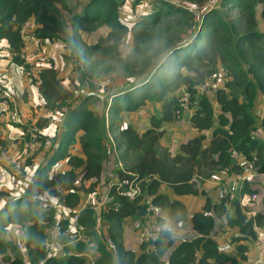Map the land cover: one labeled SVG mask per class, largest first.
Here are the masks:
<instances>
[{
  "label": "trees",
  "instance_id": "obj_1",
  "mask_svg": "<svg viewBox=\"0 0 264 264\" xmlns=\"http://www.w3.org/2000/svg\"><path fill=\"white\" fill-rule=\"evenodd\" d=\"M79 1L74 5L72 0H0V45L12 54L8 57L9 65L22 71L30 64L41 66L38 78L29 81L40 97V107L49 116L38 118L33 124L45 127L50 115L63 109L62 133L43 151L45 159L38 161L33 170L23 168L18 172V179L31 173L29 179L34 180V189H26L28 192L0 212L1 260L23 264L12 242L2 239L10 224H18L26 236L27 264H87L83 256H76L83 252L92 256L93 264L246 261L245 248H238L237 260L222 251L210 233L215 218L223 216L229 227L238 230L236 241L254 243L253 224H264V197L263 211L254 216L247 214L248 210L239 206L238 196L253 192L248 184L234 200L222 196L219 203L212 204L206 199L202 209L189 218L182 203L169 200L158 190L164 184L177 196L203 194L199 183L227 167V173L243 174L244 162L253 157L254 173L264 175V141L255 136L254 109L258 98L264 97V32L258 29V21H264V0H152L149 11L131 25L119 16L129 0ZM140 1L133 0V5ZM63 14L70 16L68 23ZM25 21L31 22L41 45L55 44L63 35L68 40L69 53L72 51L73 55L66 57L72 63L69 80H65L67 85L55 59L43 51L35 60L20 59L24 48L21 25ZM101 27L108 30L105 35L90 44L83 40V32L93 33ZM129 33L133 34L132 47L122 55L120 47ZM220 69L230 80L223 89L211 91L218 106L215 114L206 91L199 93L196 87ZM101 79L106 81L100 91L103 96L93 91L94 82ZM116 80H121V90H116ZM182 87L191 94L195 110L189 123L199 134L182 144L179 154L172 155L158 146L164 133L162 124L182 116L178 113V100L183 94H176ZM96 103L106 108L107 125L104 113L101 116L93 110ZM146 103L158 104L159 109L150 115L145 130L139 133L130 126L117 127L119 115L135 112ZM112 126L117 130H112ZM260 128L264 133V120ZM108 131H116L113 140L119 152L117 162L122 165L114 168L113 174L123 188L133 182L140 193L129 200L112 186L110 199L101 212L104 227L98 233L94 208L75 210L82 195L95 192L102 163L112 156ZM206 131H210L208 141ZM0 148L5 146L0 144ZM61 161L66 162V170L59 169L57 164ZM41 192L56 199L71 214L77 213V222L88 242L71 245L75 254L45 257L41 245L46 229L54 226L57 218L54 207L39 203L37 194ZM147 197L168 210V225L189 221L196 236L172 241L163 232L155 243V251L142 246L137 253L126 250L122 225L128 217L144 222ZM231 211L233 217L229 215ZM161 222L164 223L163 219Z\"/></svg>",
  "mask_w": 264,
  "mask_h": 264
},
{
  "label": "crops",
  "instance_id": "obj_2",
  "mask_svg": "<svg viewBox=\"0 0 264 264\" xmlns=\"http://www.w3.org/2000/svg\"><path fill=\"white\" fill-rule=\"evenodd\" d=\"M133 0H129L127 2H125V4L122 7V10L119 13L120 18L127 23L128 25H131L133 22H135L138 17L140 15H142L143 13L146 14L149 9H150V5L152 0H141L139 5H133ZM138 7V9H136ZM133 8V9H132ZM129 9L135 11L134 14H136V18L135 16H128L126 15L127 18H132L134 19L132 21V19H130V22L125 21L121 16L122 13H127L129 11ZM137 10V11H136ZM139 10V11H138ZM258 29L262 32H264V21L259 20L258 21ZM107 29L105 27H102V32H98V30L95 31L96 37L95 39L92 41L94 42L100 35H105L107 33ZM126 39V40H125ZM128 39V40H127ZM132 39H133V34L129 33L123 41V44L120 47V52L122 55H125L132 47ZM92 42H86L87 44H90ZM3 44V43H2ZM33 42L31 41H27L26 42V47H24V49L26 51H31L32 47H33ZM127 46L123 51L122 48L123 46ZM3 48H6L3 45H0ZM7 52H9V50L7 49ZM8 57H10V55H8L6 52H4L1 56H0V73H6L8 77H10L11 79H13L17 85V87L21 88L23 92H26L25 96H24V100L20 102L21 108H27V110H31V118H41V117H47L48 112L46 109H44L43 107H40V97L34 87V85L31 86V84L28 82L29 80L26 79V81L23 83L22 86V80H25V78L19 77L18 74L16 73V69H20L16 66L13 65L14 69H12V66L10 64V59H8ZM8 64L9 67V71L7 70V68H5L4 66ZM33 64H30L28 67H31ZM4 67V68H3ZM41 67V66H40ZM28 80V81H27ZM116 85V90H121V88H123L122 82L121 80H116L115 83ZM34 90V92H33ZM197 92L201 93L203 91L197 89ZM187 88L186 87H182L177 91V95L180 96L184 93H186ZM208 98V100L210 101L212 107H213V111L215 114H217L218 112V106L215 100V95L213 92L211 91H206L204 92ZM37 96V98H36ZM33 99L34 101V105L36 106L35 108L32 107L31 104H29V99ZM101 104L100 103H96L95 104V109L98 113V110L100 108ZM159 109V105L158 104H153V103H146L145 106L141 107L140 109H138L135 112H131V113H123L121 115L118 116L119 119V125L116 126H122V127H126V126H130L132 127L134 130H136L137 132H142L143 130H145L148 125H149V118L150 115L152 113H154L155 110ZM255 113H256V120L257 123L255 124L256 126V131H255V136L264 141V133L262 131V129L260 128V124L262 123V121L264 120V97L260 96L258 98V100L256 101L255 104ZM25 110V109H24ZM21 111L22 116H26V113ZM94 110V109H93ZM195 110V106L187 111H184L182 113V116L180 119L173 121V122H169V123H163L162 124V129L164 131L160 141H159V146L158 148L160 150L166 149L168 150V152H170L172 155H176L180 153V147L182 144H184L185 142H187L189 139L196 137L199 133L196 131V129H194L190 123V117L191 114H193ZM35 116H34V115ZM41 114V115H39ZM16 121L19 123L20 119H18L16 117ZM28 119V118H26ZM24 119L23 123H19L18 126H10L9 125V116H5V115H0V141L2 145L5 146V148H3L4 150H8L12 156V158H14L19 152H20V141H22V136H20L22 133L25 132L24 126L27 122V120ZM36 119V120H37ZM31 120V119H30ZM29 120V121H30ZM29 121L27 123H29ZM32 121V120H31ZM30 121V122H31ZM26 123V124H27ZM32 123V122H31ZM5 125L8 130L10 131L9 136L8 137H4V130L2 128V126ZM34 125V124H33ZM113 127L112 130H117V128ZM62 128H61V132L62 133ZM59 132V131H58ZM58 134V133H57ZM116 131H111V133L108 131V135L111 136L112 140L113 137L115 136ZM209 136H210V131H206L205 132V139L206 141L209 140ZM114 142V140H113ZM19 146V147H18ZM2 148V147H1ZM0 148V149H1ZM2 150V149H1ZM46 150V149H45ZM43 150V151H45ZM41 151L40 153H38L36 155V158H39V162H41L42 160L45 159L44 157V152ZM5 159H11V157L9 156V158H1V162H3V164L0 165H4V163L6 162ZM118 158L116 159L113 156H108L104 159L103 163H102V172L98 181V184L95 188V192L87 194V195H82L80 202L77 206V209L75 210L79 212V210H81L82 208H84V206L88 204H91L90 199L92 197V195L94 194V197L99 200V199H103V197L108 194V192L110 191V186L114 185L117 182V177L113 174V170L114 168H116L117 166H119L118 164L121 165V162H117ZM122 166V165H121ZM68 168V166L66 165L65 161H61L59 162V169L61 171L66 170ZM9 171V170H8ZM12 172V171H11ZM10 173V175H14L15 178L12 177V183L8 178V175L4 174L3 171V178L1 179L2 184H0V212H3L4 209L6 208V206H8L10 203L13 204V200L19 198L20 196H23L25 194V192H28V187H27V182L29 181V179L27 180H21V177H19V179H17V174H14L13 172ZM6 180L7 182H3ZM237 178V175L234 173H226L223 174L221 171L216 172L210 179L203 181L202 183H199L197 186L199 188V190L203 191V194L199 193L197 195H183V196H177L169 187H167L166 185L162 184L158 190V193L165 195L169 200H176L179 201L180 203H182V205L184 206V208L186 209V213H187V217L189 218L193 213L198 212L202 209L206 199H208L210 201V203L212 204H217L220 201V198L223 196L222 193V186L226 183V184H230L232 182H234ZM39 179V177H38ZM37 179V181H38ZM34 180H32L31 182H33ZM249 189H251L253 192L257 193V202H256V207H255V211H263V197H264V175H256L254 177V179L248 183ZM14 189V190H13ZM27 189V190H26ZM51 204H49V206H52L55 208L56 210V218H57V222L60 221L62 215H65L66 213H68V209L64 206H61L59 204V202L56 199H53L51 202ZM167 213L168 210L165 208H162L159 217H158V221H161V219H163V222L165 224H167L166 222V217H167ZM231 217L234 216L233 211L230 212L229 214ZM145 222V220H144ZM143 220H139L133 217H128L124 220V223L122 225V244L123 247L126 250H131L133 252H139L140 250V246L138 245L137 242V236L139 231L141 230V228L144 225ZM180 226L181 231H178V239L177 240H182L183 238L185 239H191L193 237L196 236V233L194 232V230H192L191 225L189 223V221L184 222V223H179L178 224ZM53 226H51L52 228ZM210 237L217 243L218 247H220V249L222 251H224L226 254H228L231 257H235L237 258V260H239V252H238V248L239 247H243L246 249V251L244 252V255L246 256V261H240V264H255L257 258H258V253L257 250L255 249L254 243L251 244L249 242H247L246 240H238L236 241V239L239 237V233L238 230L235 228H231L227 225L226 219L221 216L218 218H215V222H214V227L210 233ZM3 240L5 241H11L13 246L15 247L16 250V255L17 257L23 262V264H27V250H26V236H24L23 232H22V228L20 225L18 224H10L7 227V233L4 237H2ZM60 240L64 241V237H60ZM17 243H22L23 248L22 250H18L17 248ZM73 247H67L66 250L75 253V251H73ZM84 254H86L85 252H83ZM89 255V254H88ZM91 256V255H90ZM92 257V256H91ZM0 264H10L8 261H3L0 258Z\"/></svg>",
  "mask_w": 264,
  "mask_h": 264
},
{
  "label": "built area",
  "instance_id": "obj_3",
  "mask_svg": "<svg viewBox=\"0 0 264 264\" xmlns=\"http://www.w3.org/2000/svg\"><path fill=\"white\" fill-rule=\"evenodd\" d=\"M21 38L24 47H26V42H33V47L31 51H26L24 48L22 52L19 54L20 59L25 61H32L41 55V48L39 46V40L34 36V31L32 28V24L30 21H25L21 25ZM6 52L8 55H12L7 52V48H0V56ZM34 68V70L32 69ZM40 71L39 65H32L28 69L24 70V75L30 79H37ZM230 77L226 75L221 69L214 75H211L206 80H204L200 85L196 88L201 91H215L218 89H223L225 83H228ZM15 89V85L10 77L7 76L6 73H0V115H6L9 112L12 93ZM78 91H75V95L78 96ZM13 101V98H12ZM178 113L180 116L184 111L190 110L193 108V103L191 101V94L184 93L178 100ZM58 112V113H57ZM57 114H63L62 110L54 111V115H52L49 119L47 126L45 127H37L27 126L22 136L23 143V154L16 159L13 165L10 167L11 171L14 173L20 172L23 168H27L28 170H33L34 161L36 155L41 151L48 149L52 142L54 141L59 122L62 117L59 119ZM63 116V115H62ZM106 120L108 118V114L105 113ZM107 122V121H106ZM109 141L113 146L112 156L116 159L118 158L119 152L115 149L114 142L110 135H108ZM256 158L253 157L251 160L244 162L245 172L243 174H238L237 178L234 182L229 184H224L222 186V193L224 197H228L229 200H234L237 198L240 190L249 182H251L254 177V164ZM121 167L120 164H118ZM229 170V167L221 170L223 174H226ZM123 184L121 182H116L112 186L116 187V191L120 196H125L129 200H133L139 193L140 188L137 184H133V182H129L127 188H123ZM110 196L109 192L106 194L103 199L97 200L92 195L90 202L87 206H92L94 208V219H95V230L100 233L103 229V220H102V210L105 208L106 203L109 201ZM239 206L243 210H248L246 213L251 216L255 215V207L257 202V194L255 192L251 193H243L238 196ZM86 205L84 206V208ZM162 208L158 205L152 203V198H146V218L143 227L138 233L137 242L138 245L144 247L145 250L155 251V243L161 238L162 233L166 232L168 237L172 241H176L179 237L178 231H181L180 226L178 224L171 226L161 221H158L159 214ZM75 213V212H74ZM71 214L70 212L62 215L60 221H58L52 228L46 229V236L42 242L41 248L46 258H63L72 253L66 250L67 247L74 245L80 241L88 242V238L82 234L80 225L77 222V213ZM67 223L66 227L64 224ZM107 227V226H106ZM253 230L255 232L254 237V246L258 253V258L255 264H264V224L257 225L253 224ZM64 237V241L60 240V237ZM18 250H22V243H17ZM76 256H83L87 260V264H93V258L88 254H76Z\"/></svg>",
  "mask_w": 264,
  "mask_h": 264
},
{
  "label": "rangeland",
  "instance_id": "obj_4",
  "mask_svg": "<svg viewBox=\"0 0 264 264\" xmlns=\"http://www.w3.org/2000/svg\"><path fill=\"white\" fill-rule=\"evenodd\" d=\"M73 1V4L74 5H76V4H79L80 3V1L79 0H72ZM147 1V0H146ZM133 2V1H132ZM133 9V8H132ZM136 9H138V7L136 8ZM137 11V10H136ZM139 11V10H138ZM135 13V11H133V10H131V9H129V11L127 12V13H122V18L125 20V21H127V22H130V19H132V18H127L126 17V15H128V16H135V18H136V14H134ZM64 15V18H65V20H66V22L68 23L69 21H70V16H68V15H66V14H63ZM134 19H132V21H133ZM98 30V32H102V27L101 28H99V29H97ZM96 34L97 33H95V32H93V33H86V32H83V40L85 41V42H92L94 39H95V37H96ZM126 40V39H125ZM128 40V39H127ZM63 42H65L66 43V45L68 46V48L65 46V44L63 43ZM39 46H40V48H41V50L43 51V53L45 54V55H47V56H51V57H53L54 59H55V64H56V66L58 67V70H59V72H60V76H61V78L63 79V83H65L66 85H67V81L65 82V80L67 79V80H69V78H68V73H70V71H72L70 68H69V66H70V64L72 65V63H71V61H70V64H69V62L66 60V57H68V59L70 58V57H72V51L69 53V42H68V40L66 39V37L63 35L62 37H61V40L59 41V42H56L55 44H48V43H43L42 45L41 44H39ZM127 46L125 45V46H123V48H122V51L126 48ZM0 48H1V46H0ZM42 53V52H41ZM42 55V54H41ZM64 60V61H63ZM10 66V65H9ZM5 68H7V70L9 71L10 69H9V67H8V64H6L5 66H4ZM3 67V68H4ZM12 69H14V67L12 66ZM11 69V70H12ZM33 70H34V68H32ZM70 69V70H69ZM16 70H18V71H16V73L18 74V76L19 77H22V78H25V80H22L21 79V82H22V86H23V83L26 81V79H28V80H33V79H30V78H27L25 75H24V71H22L21 69H16ZM99 78H103V77H99ZM12 81H13V83H14V85H15V89H14V91H13V93H12V98H13V101H12V98H11V104H10V109H9V112H7V114L5 115V116H9V125L10 126H18V124L19 123H23V120L24 119H26V118H28V119H26L27 120V122L29 121V123H24L25 124V126H24V129L26 130V128H27V126H34L33 125V123L36 121V119L35 118H31V116H32V114H31V110L29 109V110H27V108H21V105H22V103L20 104V102L21 101H23L24 100V96H25V94H26V92H23L22 91V89L21 88H19V87H17V85H16V83H15V81L13 80V79H11ZM27 80V81H28ZM30 84H31V82L30 81H28ZM105 82L106 81H104V79H101V80H97L96 82H94L95 84V88L93 89V91L94 92H99V95H102L103 96V92H100L101 91V89H103V86H104V84H105ZM99 84H100V86H99ZM31 86H32V84H31ZM33 92H34V90H33ZM36 98H37V96H36ZM108 101H110V99H108ZM29 104H31L32 105V107L33 108H35L36 106H33L34 105V101H33V99L31 98V99H29ZM93 107V109L96 111V109H95V105H93L92 106ZM25 109V110H24ZM23 110H24V112L26 113V115H27V117L26 116H22V114H21V111L23 112ZM97 112V111H96ZM105 112H106V108L105 109H103V107H102V105L100 106V108H99V110H98V113L102 116V113H104V118H105V122H106V125L108 124V118H107V120H106V117H105ZM58 113V112H57ZM108 114V113H107ZM34 115V114H33ZM39 115H41V114H39ZM52 115H54V112L50 115V117L52 116ZM63 114H57V117L60 119L61 117L63 118V116H62ZM35 116V115H34ZM47 116H49V115H47ZM16 117L18 118V119H20V122L18 123L16 120ZM62 120V119H61ZM61 123V121L59 122V124ZM2 128H3V130H4V137L6 138V137H8L9 136V133H10V131L8 130V128L5 126V125H3L2 126ZM61 128H62V123L60 124V126H58V129H56V131L58 132V134H60V132H61ZM19 147V146H18ZM20 152L14 157V158H12V156H11V154H10V152L8 151V150H0V162H1V158H9V156L11 157V159H5V163H4V165H0V184H2V181H1V179L3 178V171H4V174L5 175H8V178H9V180L8 181H10L11 183H12V177L13 178H15L14 177V175H10V173H9V171L11 172V166L13 165V163L16 161V159L17 158H19L22 154H23V143H22V141H20ZM38 160H39V158L38 159H36L35 161H34V166L36 167V165H37V162H38ZM0 164H3V162L2 163H0ZM57 165H59V163L57 164ZM9 170V171H8ZM12 173V172H11ZM30 172H28V174L26 173L25 175H24V177L22 178L21 177V175H20V177H21V180H27V179H29V176L31 175V173L29 174ZM20 174V173H19ZM17 175H18V173H17ZM32 178V177H31ZM18 179V178H17ZM8 181L6 180V178H5V181H3V182H7L8 183ZM27 187H28V191H32L33 189H34V182H31V180L29 179V181L27 182ZM14 190V189H13ZM37 197L39 198L38 200H39V203H42V202H47V204H51L50 202L53 200V199H50V198H48L47 196H46V194L45 193H43V192H41V195H38L37 194ZM57 215V214H56Z\"/></svg>",
  "mask_w": 264,
  "mask_h": 264
}]
</instances>
